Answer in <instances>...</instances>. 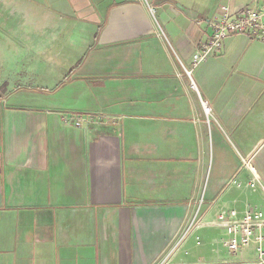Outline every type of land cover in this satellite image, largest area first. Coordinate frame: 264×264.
Segmentation results:
<instances>
[{
    "label": "crops",
    "instance_id": "obj_1",
    "mask_svg": "<svg viewBox=\"0 0 264 264\" xmlns=\"http://www.w3.org/2000/svg\"><path fill=\"white\" fill-rule=\"evenodd\" d=\"M250 2L0 0V264L230 260L218 213L264 199V40L192 55Z\"/></svg>",
    "mask_w": 264,
    "mask_h": 264
},
{
    "label": "built area",
    "instance_id": "obj_2",
    "mask_svg": "<svg viewBox=\"0 0 264 264\" xmlns=\"http://www.w3.org/2000/svg\"><path fill=\"white\" fill-rule=\"evenodd\" d=\"M147 8L154 13L151 5L146 3ZM220 12L210 24L212 26V34L205 42L198 45L192 55V66H196L206 60L211 54L219 52L222 48L223 39L230 33H246L247 35L264 40V0H254L238 8H231L227 3L219 6ZM159 35H163L160 31ZM187 75L190 70L185 69ZM206 115L209 114L210 108L203 103ZM61 119L64 123L72 122L74 126H80L85 119L93 120L92 115L80 114H63ZM250 169L254 172L253 166ZM256 176L249 182L250 186H254ZM264 191V187L262 189ZM198 204L189 224L185 228L182 236L191 228L194 222H198ZM216 222L222 224L226 233V248L235 256L238 261L235 264H264V199L258 208H247L241 214L235 209L221 210ZM181 236V237H182ZM253 244V248H249ZM253 257H246L250 252Z\"/></svg>",
    "mask_w": 264,
    "mask_h": 264
},
{
    "label": "rangeland",
    "instance_id": "obj_3",
    "mask_svg": "<svg viewBox=\"0 0 264 264\" xmlns=\"http://www.w3.org/2000/svg\"><path fill=\"white\" fill-rule=\"evenodd\" d=\"M197 221L193 223V225L191 226L190 229H192L195 225H197ZM186 228V227H185ZM185 230V229H184ZM218 237H221L220 235H216V239ZM206 238H207V235H204L202 232H200V234H198L196 231H192L190 232V234L188 235V239H189V242H190V245L184 247V249H190L191 247H193L194 245L197 244V241L199 240V242H205L206 241ZM207 243V242H206ZM187 243L183 244V246H185ZM207 245H210V244H207ZM219 245L220 248H223L224 249V254L223 256L226 257L227 259H230V260H223L222 261V264H225V263H229L230 261H232V258H230V256H233V255H230L231 253L228 251V249L224 248L222 246V243H218V240H217V243L215 244H212L211 246H217ZM249 248H253V244H250ZM235 257V256H234ZM233 257V258H234ZM246 257H253V252L251 251L249 255H246ZM234 260V259H233ZM200 261L201 262H197L196 260H194L192 262V264H211V258L210 257H207V255H204L202 258H200ZM221 260L217 263H220ZM168 264H174V262H171V261H168Z\"/></svg>",
    "mask_w": 264,
    "mask_h": 264
}]
</instances>
